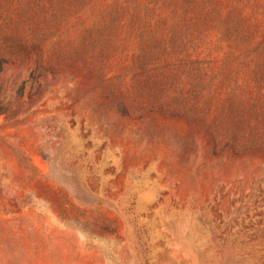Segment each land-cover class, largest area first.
Here are the masks:
<instances>
[{"label": "rangeland", "instance_id": "rangeland-1", "mask_svg": "<svg viewBox=\"0 0 264 264\" xmlns=\"http://www.w3.org/2000/svg\"><path fill=\"white\" fill-rule=\"evenodd\" d=\"M0 264H264V0H0Z\"/></svg>", "mask_w": 264, "mask_h": 264}]
</instances>
